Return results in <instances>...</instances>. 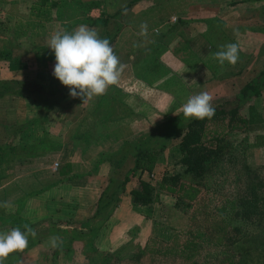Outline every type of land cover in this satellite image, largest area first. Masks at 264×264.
I'll return each instance as SVG.
<instances>
[{
    "label": "rangeland",
    "instance_id": "1",
    "mask_svg": "<svg viewBox=\"0 0 264 264\" xmlns=\"http://www.w3.org/2000/svg\"><path fill=\"white\" fill-rule=\"evenodd\" d=\"M13 1L15 2L14 6L12 4L10 6L3 4L4 7L2 6V2H0V19L2 18L0 20V39H11V37L14 36L19 38V41H17L19 45H15L12 51V55L17 54L19 56V61L12 60V62H6L0 58V75L5 79H9L11 83L16 84L20 83L21 80L26 84L27 82L25 80H35L41 74H44L47 78V76H49L47 71L49 68H54L55 61L49 62L48 58L39 60L36 57L35 44L39 42H48L50 37L56 33V20L53 22L55 11L37 12L36 5H32L31 9H27L30 0ZM125 1L127 0H107L104 7H106L107 10H115ZM230 1L231 0H136L119 15L111 18L110 27L121 24L120 32L111 45L114 48L115 54L125 66L119 82L114 86H110L108 89L110 100L108 98L106 103H104L106 104L107 112L111 110V113L117 115L112 117L113 120L119 116V113L124 112V114L127 115H125L126 117L135 120L133 121V125L137 135L147 132H152L153 134L157 133L158 131H154V129L163 120H166L168 116L176 115L183 110V104L187 102L189 97L207 91L213 99L217 101L223 100L226 96L231 97L235 95L239 87L249 77L259 71L261 68L260 66L264 63V36H262L258 46L251 45V47H249L250 44L245 41L248 31L243 26H254V23L259 21L264 25L263 12L260 13L257 18H245L246 14L259 13V11L263 9L261 7L262 2L258 0H243L231 6L229 5ZM10 7H13V13L7 9ZM104 7H93L90 14L92 16H97V14L102 13V8ZM213 15L217 16V20L212 21V27L214 29L217 27L223 29L231 27L230 29L228 28V31L231 33L229 37L234 38L236 43L240 45L239 62L240 64H245V68L244 71L238 75L220 78L223 74L221 69H223L225 65L222 68L218 67V62L212 58V54L217 50L213 51L212 49L219 48L220 45H223V39H225V43H229V38L223 35V39L214 43L217 45V47H215L212 45L213 43H211V41L209 42L210 36L207 34L209 29L204 28V21L200 20L203 16ZM174 16H176V20ZM50 17L53 19L49 21V27L41 28L36 25V19H47L48 21ZM181 19H185L186 21ZM52 22L54 24H52ZM142 23L148 25V33L146 36H141L139 34L140 25ZM233 23L235 24L232 25ZM160 24L163 25L161 26ZM158 25H160L159 30L155 31ZM200 29H203V31ZM92 30L96 31V29ZM16 31L20 33L19 36H17L18 33L16 34ZM251 37H253V35H251ZM235 40H233L232 43L235 42ZM202 47L208 51H203ZM154 50L160 53L161 61L151 65L150 69L153 70L151 71L145 68V61L148 57L154 55ZM209 50L211 52H209ZM41 51L50 53V50L45 51L42 49ZM155 61L157 60L154 59V62ZM8 66L17 70L14 76L8 75L13 74L12 72L6 71L8 70ZM216 71H218V74H216ZM2 76H0V78H2ZM51 77L54 78L52 79L54 80L53 82L60 83L54 76ZM13 94L15 95L17 93L11 91L0 98V118L6 117L12 119L20 114L21 118L17 120H27L28 117L25 118L24 116L27 109L21 105L18 111L17 107L19 104L15 98L17 96ZM250 102L252 101L248 103ZM114 103L115 105H113ZM253 103L257 104L259 107L258 110L264 119V95L253 99ZM94 104L95 102L93 105ZM90 108L91 107L88 109L90 110ZM98 109L97 112L95 110L96 114L94 115L100 119L102 111ZM76 112H78V110L73 109V117L76 116ZM60 116L61 115H59V117L56 116L53 119H59L58 125L61 124V129L53 127L51 130L48 129V122H39L40 131L36 135V148L39 152L50 154L52 151H55L52 148L44 146V144L43 146L42 144H38V141L44 136L53 141L63 136L61 130H63L64 124ZM182 119L184 120V117H182ZM43 125H46V128H43ZM45 129H47V132L44 133ZM36 130H38V127H36ZM163 130L164 129H162V131ZM58 132L62 135L60 134L59 136ZM28 133V137L32 140V130ZM102 136V131H100L99 134H97V138H102ZM85 137L87 139L76 137L77 139L74 140V146L76 151H78V156L83 157L80 152L89 155L88 147L94 138L89 137V134H85ZM162 138L168 143V147L164 154L168 156L171 144H176L179 138L173 135H163ZM232 138L236 148L235 152L238 156L237 164L240 165V167H242L245 162L256 167H258V165H264V127L259 126L258 128L249 130L248 133L239 132L234 134ZM123 140L124 139L119 140L113 146H118ZM5 149L10 150V154L14 152L11 144L6 145ZM53 154L51 157H53ZM55 159L57 158L54 157L53 161H55ZM93 159L94 158H92V160ZM87 163L89 167L92 168L93 162H91V158H89ZM110 167V163L105 162L101 164L98 172H92L91 174L84 171L83 174H91V176L87 175L89 182L87 183L86 181L82 188L79 186L73 187L67 191L62 190L64 196H66V202L68 203L63 202V200L57 198V196H53L55 198L51 196L52 199H56V205L53 204V208L54 206L60 205V207L64 209L74 211L73 214L79 215V217L71 216V218L74 219H80V215L82 214H92L96 207V199L108 182V169H110ZM172 167L173 162L171 160L159 159L154 171L152 173L146 172L145 176L157 181L162 171L166 168L171 169ZM229 170L234 169L231 166ZM24 176L25 177L22 178L23 184H31L32 181L30 180L32 175L26 173ZM135 184L136 182H130L127 189ZM29 189L34 190L33 188ZM39 190H41L39 193L42 195V193L47 192L49 189L42 187ZM126 195L129 206L126 205V209L124 208L126 214L122 215L128 219L123 223L120 221L116 226V230L113 229L111 232L104 228L102 232L101 228V233L99 232L100 235H97L94 240V246L97 247V243L102 241L103 235L106 236V232H110V238L111 235H113V239L110 241L111 243H108L107 239L103 241V243L107 242L104 247L105 252H116L117 250H126L129 252L127 257H123L121 253V258H119L118 254L114 253V262L110 264H221L222 254L218 255L216 247H209L210 245L203 246L200 244L195 245L194 243H198V238H195L193 242L186 239L187 232L191 226L195 227L198 223L203 224V220L206 219L203 217V214L200 216L201 218L203 217V220L200 217L196 220L195 217L191 218L187 213L178 214V210L175 211L174 208L160 210V207L158 208L157 206L153 208L149 205H137L136 203L138 208H133L132 202H130L128 197L129 195ZM164 196L168 199H172L171 196H166V194H164ZM45 197L46 200H48V196ZM71 198L74 203L72 206L71 202H69ZM122 198H125L124 193L121 195V199ZM20 200L23 201V198H19L18 202L14 205L10 203L8 207L12 210L15 205H19L18 203L21 202ZM120 202L121 200L119 203ZM4 203L5 201L0 199V208L3 207L2 205ZM44 205L47 204L44 203ZM118 206L119 205H117L116 211L113 214L117 213ZM49 207L52 208V204H50ZM25 212L29 214L32 219H36V203L33 201ZM159 213H161V215L158 221H155L154 217L159 215ZM4 215L6 214L3 213L2 217ZM50 219H53V217L46 218L47 221L41 223L35 230L37 233L36 238L40 236L41 239H43L48 227H51L50 224L53 222H51ZM57 219L60 218L53 220ZM61 219L63 220L64 218ZM62 220L60 221L62 222ZM108 220L105 225L109 224ZM127 222L129 223L126 225ZM57 223L60 224L59 222ZM75 223L77 224V222ZM210 225L211 223H209V226ZM66 228L67 227L60 226V230H65ZM11 229L12 228H8L3 233L9 232ZM48 232L50 231L48 230ZM55 234L57 233H53V235ZM217 237L218 234L214 233L211 240L216 241ZM32 241L33 238L29 237V244ZM88 246L90 247V245ZM88 246L83 247L81 242L76 240L73 244V251L67 253V257L58 255V258L65 260H57L56 257V264H98L97 257L100 256V254L93 256L95 251L88 253L84 252L83 249L88 248ZM187 247L189 250H195L191 257L185 256L186 249L182 254L178 253L180 248L184 249ZM22 254H10L4 264H16L17 261V264H36V246L26 254ZM51 255L53 254L51 253ZM47 260H49L47 264H52L50 263L51 257H48Z\"/></svg>",
    "mask_w": 264,
    "mask_h": 264
},
{
    "label": "trees",
    "instance_id": "2",
    "mask_svg": "<svg viewBox=\"0 0 264 264\" xmlns=\"http://www.w3.org/2000/svg\"><path fill=\"white\" fill-rule=\"evenodd\" d=\"M31 1L32 5L44 6L49 4L54 9L53 22L56 20V32H72L83 24L91 29H96L100 38H107L112 44L120 32L121 24L110 27L111 18L119 15L136 0L122 2L115 10H107L104 7L107 0ZM242 1L231 0L229 5L232 6ZM258 1L262 2L261 7L263 9L259 13L246 14L245 18H257L260 13H264V0ZM96 6L104 7L100 16L90 14L91 9ZM181 20L186 21L185 19ZM200 20L204 21L203 27L209 29L207 32L210 36L209 42L211 41L215 47L217 45L214 43L223 39V35L229 38V43L235 40L229 37L231 33L228 28L231 27L226 29L221 27L214 29L212 27V21L217 20V16H203ZM53 22L52 24H54ZM254 24V26H243L248 31L245 41L250 44L249 47L251 45L258 46L259 41L264 36V25L261 21ZM200 30L203 31V29ZM18 39L15 36L11 39H0V55L14 59L12 51L15 45H19ZM223 41L224 44H227L225 39ZM233 43H236V40ZM217 48L212 50H218ZM202 50L208 51L205 48ZM209 52L211 51L209 50ZM153 54L145 61L147 70L150 69L151 65L161 61L159 52L154 50ZM154 59L157 61L154 62ZM218 67L221 66L218 65ZM260 67L256 74L249 77L239 87L235 95L226 96L220 101L213 99L212 104L216 111L212 119L185 120L184 118L183 120V110H181L178 114L170 115L166 120H163L154 129V131H158L157 133L147 132L133 138H126L116 147L113 145L118 141L114 140L108 149H102L99 156L92 160L93 166L88 170L91 174L98 172L101 164L105 162H109L111 166L108 182L98 197L95 211L86 219H50L53 222L48 230L57 233L55 235L58 236L55 252L58 254L62 251L64 253L73 251V244L76 240L80 241L83 247L90 245V247L83 249L84 252L96 251L94 240L100 229L116 211L121 195L127 190V184L136 182L129 192L132 201L138 205H149L153 208L157 206L160 207V210L174 208L175 211L178 210V214L187 213L191 218L195 217L196 220L203 214V217L206 218L203 220V217H200L204 221L203 224L198 223L195 227L191 226L186 239L193 242L195 238H198V243H194L195 245L216 247L218 255L222 254L221 264H264V165L256 167L245 162L240 167L237 164L238 156L232 138L234 134L239 132L248 133L251 129L259 126L264 127V119L258 110L259 107L253 103V99L264 95V63ZM244 68L245 64H240V62L235 66L225 62V67L221 69L223 74L220 78L238 75L244 71ZM25 81L26 84L22 80L16 84L11 83L9 79L0 78V97L13 91V93L15 92L31 102L39 104L40 107L37 109L36 115L28 117L27 120L46 122L50 120V112L54 111L55 108L67 109L81 98H72L69 94L70 89L61 83L49 82L46 79ZM108 93L105 96L106 101L108 98L110 100ZM249 101L252 102L248 103ZM99 103L94 109H87L86 116L82 121L108 120L117 116L111 113V110L107 112L106 104ZM97 109L102 111L100 119L94 115ZM119 117L120 115L115 120ZM43 128H46V125H43ZM89 129L90 127L87 131ZM162 129L164 130L162 131ZM89 132L87 133L89 137L97 138L95 133ZM163 135H173L179 138L176 144H171L168 156L164 155L168 143L162 138ZM75 137L86 138L84 133L79 132H76ZM39 141L38 144H42V146L44 144L49 148L58 143L57 140L54 142L45 136ZM100 141L99 138L95 140L99 147H104L107 143ZM2 147H4L3 144H0V148ZM159 159L171 160L173 167L171 169L166 168L161 172L157 181H154L152 178L146 177L145 173H152ZM231 166L234 170H229ZM25 191L28 195L27 199L25 198L18 203V208L14 212H10L6 218H2L1 214L5 210L4 207L0 208V219L4 222L8 221L13 227H21L22 231L26 224L36 230L41 223L47 220L31 222L28 217L22 214V210L25 208L27 200L41 190L35 188ZM164 194L171 196L172 199L166 198ZM160 215L161 213L154 217L155 221H158ZM209 223H211L210 226ZM60 226L67 228L60 230ZM214 233L218 234L216 241L211 240ZM32 243H36V237L28 244V247ZM181 249L178 253L182 254L186 249V257H191L195 252V250H189L188 247ZM124 251L104 252L99 258L98 264L114 262V253L118 254L119 258L122 257L121 253L123 257H127L129 252ZM21 253L16 252L12 255H20Z\"/></svg>",
    "mask_w": 264,
    "mask_h": 264
},
{
    "label": "crops",
    "instance_id": "3",
    "mask_svg": "<svg viewBox=\"0 0 264 264\" xmlns=\"http://www.w3.org/2000/svg\"><path fill=\"white\" fill-rule=\"evenodd\" d=\"M0 2H2L3 7H4L3 4L9 5V6L12 4L14 6V3H15L13 0H0ZM29 2L30 4L27 6V9H31V5L33 4L31 0ZM34 5H36L35 7H36L37 12H42V11L48 12L49 10L50 12H52L54 10L49 4L44 5V6L39 5V4H34ZM7 9H9L11 13L12 11H14L13 7H10ZM99 15L100 14H97V16ZM51 19L53 18L52 17L48 18V21L47 19L46 20L36 19V25H38V27H41V28L49 27V21ZM160 25L162 26L163 24H160ZM160 25H158L157 27H160ZM36 44H37L36 45V50H37L36 57L39 60L48 58L49 62L55 61V55L53 54V51L50 48H48L47 41L45 43L39 42ZM42 49H44L45 51L50 50V53L43 52L41 51ZM40 53H44V54H40ZM12 56H14V59H8L2 55H0V58L6 62H12V60L19 61L18 59L19 56L17 54H14ZM53 70L54 68H49V70L47 71V73H49V76H47V78L45 77L44 74H41L36 79H46L49 82L54 81L52 80L54 78L51 77L53 76L52 74ZM6 71L10 73L12 72L13 74H8L11 76H14L17 72V70L11 68L10 66H8V70ZM15 95L17 96L15 98L19 104V106L17 107L18 111L20 109V106L23 105V107L27 109L24 114L25 118L35 116L36 111L40 107V105L36 104V102H31L30 100H28L27 98L19 94H15ZM106 95L94 97L93 99L86 100L85 102L82 98H80L79 101L72 103L70 107H68L67 109H61L57 107L54 109V111L50 112V116H51L50 120L46 121L48 122L47 123L48 129L52 130L53 127H57L61 129L60 127L61 124L58 125L59 119L58 120L53 119L56 116L59 117V115H61L60 119H62V123L64 124L63 130H61L63 133V136L56 139L58 143H56V145L52 147V149L56 151V152L52 151L53 153L55 152L54 154L52 152L50 154L49 153L40 154L39 150L36 148V143H37L36 135L40 131V126L38 122H41V121L39 120H17L21 118L20 114L19 116H15L12 119H9L6 117L0 118V131H1L0 132V144H3L4 146L0 148V199L7 202L8 206L10 205V203L11 205H14L16 202H18L19 198L22 197L23 199H25L28 196L25 190H28L29 188H33V189L39 188L40 189L44 187V188H48L49 190L47 192L42 193V195L38 193L30 197L27 200V204L25 208L22 210V214L24 216L28 217V219L31 222H36L42 219L52 218V217L53 219H56V218L70 219L71 216L79 217L78 214H73L74 211L64 209L60 207V205L54 206L53 208V204L56 205V199H52V198H55L57 196V198H60L63 200V202H66L67 199H66V196H64L63 194L64 192L62 190L67 191L69 189H72L73 187H79V186H81L82 188L83 185L86 183V181L87 183L89 182L87 175L91 176V174H87V173L83 174L84 171L88 172V170L90 169L89 164L87 163L89 158H91V162H92V158L96 159L99 156L100 151L104 148L108 149V147L111 146L114 140L119 141L122 139L132 138V137L137 136V134L135 133L136 132L135 127L133 125V121L135 120H132L131 118L126 117L127 115L125 116L124 112L119 113L120 117L117 120L108 119V120H84L82 121L84 116H86L85 113L89 107H91L90 109H94L99 102L102 104L106 103V100H105ZM94 102L95 104L93 105ZM85 106L88 108H86ZM98 108H99V105H98ZM73 109L78 110V112H76V116L74 117L72 114ZM36 127H38V130H36ZM89 127L90 129L87 131ZM30 129L32 130V133H33L32 140L30 139V137H28L29 136L28 132L31 131ZM89 131L95 133L96 135L99 134L100 131H102L103 136L102 138H99L101 140L100 142H107V143L105 144L104 147H99V144L95 142L97 138H94L88 147L89 155H87V153L85 154V153L80 152L83 155V157L78 156V151H76V148L74 146L75 144L74 140L77 139L75 137L76 132L87 134ZM45 132H47V129H45L44 133ZM60 134L61 133H59L58 135L60 136ZM22 136L26 139H24ZM9 144H11V147H13L14 149V152H12V154L9 153L10 150L5 149V146ZM52 154H53V157H51ZM54 157L57 158L55 159V161L59 162V165L57 168L54 167V162H55L53 161ZM26 173L32 175V178L30 180L32 181V183L29 185L23 184L22 178L25 177L24 175ZM129 183L127 184V186L129 185ZM131 188L132 187L128 188L124 192L125 198L124 199L122 198L121 202L118 204L119 206H118L117 213L113 214L108 220L110 225L107 224L104 227H102V230H101L102 232H103V228L105 230L107 229L110 230V232L113 229L116 230V226L119 224L120 221H122L121 223H123L126 221V219H128V218H125L124 215H122V214H126V211L124 210V208L126 209V205L129 204L126 198L127 197L126 194L129 195L128 197H129L130 202H132L133 208H138L136 204L132 201V198L129 192ZM45 196H48V200H46ZM98 197L96 201L98 200ZM33 201L34 203H36V219H32L30 215L25 212L27 208H29L30 205L33 203ZM72 201H73L72 198L69 199V202H71V206L74 205ZM44 203H46L47 205H44ZM50 204H52V208L49 207ZM17 208H18V205H15L12 210L9 207H6V208L4 207L5 210L3 211V213L6 215H4L2 218H6L10 212L12 211L14 212L15 209ZM94 211L95 209L93 210V212ZM92 214H82L80 215V219H86ZM3 222L4 221L0 219V233H3L8 228H14L8 221L4 223ZM128 223L129 222H127L126 225ZM100 233L98 235H100ZM109 233L106 232V236L103 235L102 241L100 243H97L96 251L94 252L95 254H93V256H97L100 254V256L97 257L98 260L101 257V255H103L105 252L104 247L106 246L105 244L107 242L103 243V241L107 239L108 243H111L110 241L113 239V235H111V238H110ZM46 234L43 236V239H41L40 236H37L36 243H32L31 246H29L27 249H25L22 252L23 254H26L27 252L31 251L36 246V253H37L36 264H47V261H49L47 260L48 257H51L50 263L56 264L55 258L58 255L60 256L64 255L67 257V253H64L63 251L58 254L55 252L56 246L53 247L52 238L55 237L57 239V236L53 235V233L51 234V232H47ZM51 253L53 255H51ZM59 259L61 260L62 258L57 257V260ZM62 260H65V259H62Z\"/></svg>",
    "mask_w": 264,
    "mask_h": 264
},
{
    "label": "clouds",
    "instance_id": "4",
    "mask_svg": "<svg viewBox=\"0 0 264 264\" xmlns=\"http://www.w3.org/2000/svg\"><path fill=\"white\" fill-rule=\"evenodd\" d=\"M148 25H140V35L146 36ZM55 55L53 76L70 89L72 98L81 97L84 102L94 97L107 94L110 86L119 82L124 71V64L115 54L113 46L107 38H100L99 34L87 25H79L72 32L53 34L48 41ZM212 58L223 67L225 62L235 66L240 59V48L237 43L220 45L212 54ZM213 97L203 91L188 98L183 104L185 119H212L215 108ZM3 207H8L5 202ZM29 237L35 238L36 231L29 225L12 228L7 233H0V264H4L10 254L23 252L29 244ZM57 239L52 238L53 247Z\"/></svg>",
    "mask_w": 264,
    "mask_h": 264
},
{
    "label": "built area",
    "instance_id": "5",
    "mask_svg": "<svg viewBox=\"0 0 264 264\" xmlns=\"http://www.w3.org/2000/svg\"><path fill=\"white\" fill-rule=\"evenodd\" d=\"M174 19H175V20L177 19L176 16H174ZM156 30L158 31V30H159V27H157ZM58 165H59V162H58V161H55V162H54V167L57 168Z\"/></svg>",
    "mask_w": 264,
    "mask_h": 264
}]
</instances>
